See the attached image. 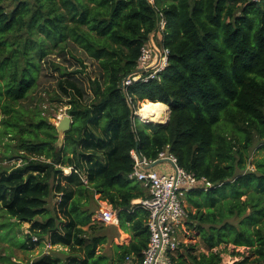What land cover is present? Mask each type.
<instances>
[{
	"label": "trees",
	"instance_id": "obj_1",
	"mask_svg": "<svg viewBox=\"0 0 264 264\" xmlns=\"http://www.w3.org/2000/svg\"><path fill=\"white\" fill-rule=\"evenodd\" d=\"M157 12L166 19L161 33ZM150 39L169 51L167 66L123 91L121 80L136 69ZM69 44L97 62L102 81L90 82L89 102L75 82L58 83L72 121L59 140L25 102L38 88L43 60ZM126 95L135 108L145 100L168 106V123L133 119ZM7 138L14 144L2 145ZM166 146L180 168L212 184L184 196L182 230L196 233L205 252L180 243L176 263L222 264L228 246L250 252H231L241 258L234 264L264 262V0H0L1 156L21 161L0 172V210L30 225L22 249L48 236L52 245L82 255L78 264H107L98 254L106 237L96 234L104 226L92 220L89 205L98 196L131 238L114 246L113 264L129 255L139 261L148 243L147 213L132 202L148 194L128 179L130 153L156 160ZM54 193L60 219L47 208ZM33 264L51 263L42 257Z\"/></svg>",
	"mask_w": 264,
	"mask_h": 264
},
{
	"label": "built area",
	"instance_id": "obj_2",
	"mask_svg": "<svg viewBox=\"0 0 264 264\" xmlns=\"http://www.w3.org/2000/svg\"><path fill=\"white\" fill-rule=\"evenodd\" d=\"M250 1L256 3L259 0ZM148 2L153 4L154 0ZM165 27L164 15L157 12L156 31L164 32ZM168 53L165 48L158 49L150 39L141 48L136 69L121 80V89L125 91L137 81L148 82L157 78L158 73L167 66ZM126 97L130 105V98L127 95ZM131 110L133 119H137L142 124L150 123L138 114L139 107L131 106ZM130 155L134 165L128 179L139 183L148 194L147 198L132 202L147 213L145 225L148 243L139 261L133 255H129L124 262L125 264H177L174 259L181 243L182 225L187 219L183 195L196 185L200 184L206 190L211 188L212 184L205 178L198 181L194 174L180 168L177 158L169 152V146L158 154L156 160H150L135 150H132ZM157 162H166L170 172L155 171L153 166ZM92 220L106 225H118L116 212L109 205L94 214ZM31 242H38V238L32 236Z\"/></svg>",
	"mask_w": 264,
	"mask_h": 264
},
{
	"label": "rangeland",
	"instance_id": "obj_3",
	"mask_svg": "<svg viewBox=\"0 0 264 264\" xmlns=\"http://www.w3.org/2000/svg\"><path fill=\"white\" fill-rule=\"evenodd\" d=\"M53 64L62 70H65V74H61L58 70H56L52 66ZM74 72L81 73L75 74ZM65 79L75 82L76 86L82 91L84 101L89 102L92 98L90 82L94 79L101 82L102 74L97 62L87 57L83 51L72 44L68 45L67 51L50 55L43 60L38 88L34 94H32L30 100L25 102V106L36 109L41 113V116L44 117L54 127L57 126L64 117H69L67 114V110L69 109V106L66 104L67 98L63 96L58 88V83L63 82ZM55 94L58 96V98H62L61 102L54 101ZM144 103L146 106L148 102L145 100L139 103L138 107L141 109ZM59 140H62V136H59ZM6 143L12 145L14 144V142L10 141L9 138L4 139L2 145ZM2 153H4L3 147L0 148V172L6 169H9V172H12L13 168L20 166L21 161L14 162L13 160H2ZM259 156L260 155H258V157ZM154 170L163 173L170 172L168 165H160L155 167ZM63 172L64 176L69 174V170L67 169H63ZM184 196L185 194L183 195V198ZM47 202V208L49 209V214L51 217L59 218V196H57L55 193L51 194ZM105 203L106 202L98 200V196H95L94 201H91L89 205L94 209V214H96L99 210L104 208ZM37 219L39 221H43L46 219V217L40 216ZM103 226L104 231L102 232L107 234L109 240L112 239L114 242L115 238L118 239L117 237H119V232L116 228L111 229L112 225L106 224H103ZM29 228L30 225L28 223L19 224L15 220H11L2 210H0V264H33L42 257L48 255L47 252L51 248V244L48 240L49 237H43L42 243L35 246L34 248L24 250L20 247L25 242L26 235L29 234ZM180 241L181 244L184 245H197L198 252H205L203 245L200 243V240L197 238V235L194 232L188 233L187 231L182 230L180 234ZM233 251L239 252L244 256H250V252L245 248L234 249L233 246H228L226 252L222 255V264H234L235 262L241 260L239 257L237 258L230 255V253ZM102 252L104 254L110 252L109 243L106 245V248H102ZM63 254L64 252L62 250H53L49 252L48 256L62 259L64 257Z\"/></svg>",
	"mask_w": 264,
	"mask_h": 264
},
{
	"label": "crops",
	"instance_id": "obj_4",
	"mask_svg": "<svg viewBox=\"0 0 264 264\" xmlns=\"http://www.w3.org/2000/svg\"><path fill=\"white\" fill-rule=\"evenodd\" d=\"M160 165L166 166L168 164L166 162H158L153 167L155 168V167H158ZM105 206H108V204L105 203ZM60 216L61 215H59V218H61ZM61 220H63V219H61ZM111 227H112L111 229H115L116 228L118 230L119 237H117V238L119 239V241L116 238L114 239V242H113L112 239L109 240L107 234L103 233L102 231H99V232L96 233L98 235L106 237V243L104 245H102L101 247H99L100 251L98 252V254L106 256L107 264H113V262L116 259L117 251L114 249V246L128 245L130 240H131L129 235L122 233L118 229V225L117 226H113L112 225ZM124 236H125V238H124ZM47 238H48V236H47ZM48 240H49V243L51 244L50 239H48ZM108 243H109V251L110 252L107 253V254H104L102 252V248L103 249L106 248V245ZM53 250H55V251L62 250L64 252V254H63L64 257L62 259H60V258H53L52 256H48L49 252L53 251ZM47 254L48 255L44 256V257H46L51 264H78V263L82 262L83 259H84V257L82 255L77 254L76 252H72V251L69 250V248L61 246V245H52L51 244V248L48 250ZM61 260H63V261H61ZM123 264H125V262H123Z\"/></svg>",
	"mask_w": 264,
	"mask_h": 264
},
{
	"label": "bare ground",
	"instance_id": "obj_5",
	"mask_svg": "<svg viewBox=\"0 0 264 264\" xmlns=\"http://www.w3.org/2000/svg\"><path fill=\"white\" fill-rule=\"evenodd\" d=\"M148 102V101H146ZM138 114L146 121L164 123L168 116V109L162 103H150L139 110Z\"/></svg>",
	"mask_w": 264,
	"mask_h": 264
},
{
	"label": "water",
	"instance_id": "obj_6",
	"mask_svg": "<svg viewBox=\"0 0 264 264\" xmlns=\"http://www.w3.org/2000/svg\"><path fill=\"white\" fill-rule=\"evenodd\" d=\"M167 109H168V116H167V119L164 123H155V124H164L166 125L168 123V120H169V115H170V110H169V107L167 106ZM71 119L69 117H64L57 126H55V129H56V132L58 133V137L59 136H62L67 132L69 131L70 127H71ZM152 123V122H150ZM158 163V162H157ZM156 165V164H155Z\"/></svg>",
	"mask_w": 264,
	"mask_h": 264
}]
</instances>
